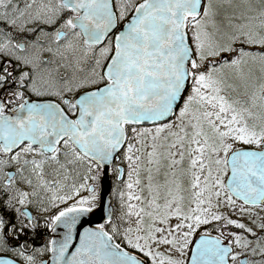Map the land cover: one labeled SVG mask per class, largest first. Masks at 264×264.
Listing matches in <instances>:
<instances>
[{"label":"snow or ice","instance_id":"snow-or-ice-1","mask_svg":"<svg viewBox=\"0 0 264 264\" xmlns=\"http://www.w3.org/2000/svg\"><path fill=\"white\" fill-rule=\"evenodd\" d=\"M0 264H264V0H0Z\"/></svg>","mask_w":264,"mask_h":264}]
</instances>
